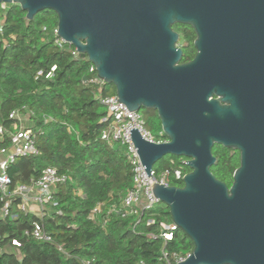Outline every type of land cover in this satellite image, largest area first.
Masks as SVG:
<instances>
[{
	"label": "water",
	"instance_id": "obj_1",
	"mask_svg": "<svg viewBox=\"0 0 264 264\" xmlns=\"http://www.w3.org/2000/svg\"><path fill=\"white\" fill-rule=\"evenodd\" d=\"M33 20L59 16L58 36L96 66L131 111L158 112L168 141L130 129L148 175L168 154L188 158L183 185L153 184L194 242L178 264H264V0H0ZM196 31L182 62L174 24ZM216 144L241 152L231 186L211 168Z\"/></svg>",
	"mask_w": 264,
	"mask_h": 264
},
{
	"label": "trees",
	"instance_id": "obj_2",
	"mask_svg": "<svg viewBox=\"0 0 264 264\" xmlns=\"http://www.w3.org/2000/svg\"><path fill=\"white\" fill-rule=\"evenodd\" d=\"M0 21V123L11 132L20 120L10 115L14 111L28 115L41 151L38 156L18 157L8 174L14 184H30L46 166H54L71 178L57 186L53 195L57 205L42 220L53 241L23 236L39 220L34 215L7 219L0 223V231L18 237L23 245L21 256L0 253V264H162L164 249L185 256L192 253L194 242L180 228L172 240L162 235L173 222L164 203L128 217L90 218L98 203L121 204L133 187L125 147L103 138L112 117L104 120L108 112L96 98L99 88L85 82L95 75L89 71L91 62L81 53L74 54L73 45L57 44L59 16L53 10H42L29 20L20 4H0ZM187 36L192 43L194 31ZM195 54L191 44L184 49L182 62ZM101 93L116 95V88L105 83ZM143 117L151 133L163 128L156 110L146 109ZM162 138H168L165 132ZM8 143L6 139L4 144ZM213 153L217 162L212 172L231 186L241 152L216 144ZM186 159L168 154L156 162L154 170L160 174L182 168L188 173ZM170 182L183 185L175 178Z\"/></svg>",
	"mask_w": 264,
	"mask_h": 264
},
{
	"label": "built area",
	"instance_id": "obj_3",
	"mask_svg": "<svg viewBox=\"0 0 264 264\" xmlns=\"http://www.w3.org/2000/svg\"><path fill=\"white\" fill-rule=\"evenodd\" d=\"M55 33L58 36V28L55 29ZM56 42L59 46L67 43L59 36ZM73 53L80 54L76 48ZM89 71L95 75L85 82L96 84L99 88L96 98L108 112L104 120L112 117L103 138L110 143H119L125 147L133 172V187L127 191L121 204L108 207L104 203H98L91 211L90 218L102 216L105 218L104 220H107L106 218L110 215L128 217L137 215L141 209H155L163 202L154 195L153 184L173 185L170 182L172 178L183 181L186 173L183 172L182 168H177L174 172L166 169L160 174H156L153 168L151 175H148L139 155L136 153L130 129H138L142 136L150 142L161 143L168 141V138H156L146 128V122L141 112L131 111L124 103L118 101L117 95H103L101 88L105 82L98 77L96 66L91 63ZM10 116L11 118H18L20 122L15 124L17 128L11 132H8L0 123V223L7 219H17L22 213L34 215L39 220L33 221L31 228L24 230L23 236L40 242H52L53 235L45 228L42 220L57 205L53 198L57 186L68 182L71 178L68 174L59 172L54 166H46L40 177L32 180L30 184L13 183L8 174L9 166L18 157L38 156L41 151L36 143L35 134L31 127L26 124L25 119L29 120V116L23 115L19 111H14ZM6 139L9 142L7 145L4 144ZM187 161L188 159L184 160L183 163L187 164ZM148 221L150 224L153 223L152 219ZM177 229L178 226L174 222L167 225L162 233L165 240H172L174 231ZM22 245L23 242L18 237H11L9 233L0 231V253H16L21 256L20 248ZM162 253L164 259L162 264H178L188 256L179 252L169 253L165 249Z\"/></svg>",
	"mask_w": 264,
	"mask_h": 264
},
{
	"label": "flooded vegetation",
	"instance_id": "obj_4",
	"mask_svg": "<svg viewBox=\"0 0 264 264\" xmlns=\"http://www.w3.org/2000/svg\"><path fill=\"white\" fill-rule=\"evenodd\" d=\"M174 29L180 33V44L183 47V52H184V49H186V47H189L192 44L194 46V49L196 50V53H197V49L195 47V39L197 37V34H196L194 27L192 25H189V24L176 23V24H174ZM191 30H193L195 33V38H194L192 43L189 42L190 39L187 36L188 32H190Z\"/></svg>",
	"mask_w": 264,
	"mask_h": 264
},
{
	"label": "rangeland",
	"instance_id": "obj_5",
	"mask_svg": "<svg viewBox=\"0 0 264 264\" xmlns=\"http://www.w3.org/2000/svg\"><path fill=\"white\" fill-rule=\"evenodd\" d=\"M4 6H6V5H4ZM145 112H146V109L141 110V114H142V115H144ZM25 121L27 122L28 119H25ZM25 121H24V123H25ZM162 133L164 134L163 128L161 129V128L157 127L155 130H152V134H153L156 138H161Z\"/></svg>",
	"mask_w": 264,
	"mask_h": 264
},
{
	"label": "crops",
	"instance_id": "obj_6",
	"mask_svg": "<svg viewBox=\"0 0 264 264\" xmlns=\"http://www.w3.org/2000/svg\"><path fill=\"white\" fill-rule=\"evenodd\" d=\"M26 124L29 125V126L32 125V123L29 120L26 122Z\"/></svg>",
	"mask_w": 264,
	"mask_h": 264
}]
</instances>
